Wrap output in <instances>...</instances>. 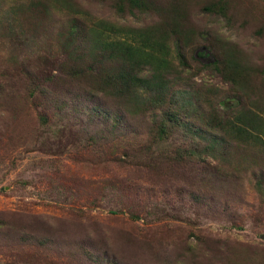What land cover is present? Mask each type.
<instances>
[{
  "label": "trees",
  "instance_id": "trees-1",
  "mask_svg": "<svg viewBox=\"0 0 264 264\" xmlns=\"http://www.w3.org/2000/svg\"><path fill=\"white\" fill-rule=\"evenodd\" d=\"M0 2V40L9 42L4 63L11 68L0 83V113L7 124L20 112L34 113L48 128L52 116L65 118L69 110L67 116L84 115V125L99 127L82 131L75 147H97L110 163L144 170L145 176L170 174L191 184L187 197L195 203L207 194V202L218 200L226 209L240 203L235 196L248 170L254 192L264 196V70L233 43L218 37L207 42L206 36H212L191 20L195 0H111L118 17L155 15L157 21L147 27L103 20L77 0ZM228 7V0H206L199 11L227 18ZM256 13L249 24L257 27L259 37L264 35V9ZM201 42L206 43L203 49ZM207 50L212 60L198 61ZM207 69L232 84L231 98L238 105L215 90L202 95L190 84ZM184 72L190 83L171 77ZM19 78L28 84L21 93L13 86ZM255 79L262 87L257 92ZM147 112L151 126L146 138L130 144L127 138H112L128 128L123 123L128 113ZM179 132L186 137L182 142L173 138ZM138 181L125 178L109 187L133 191ZM124 213L139 219L129 208Z\"/></svg>",
  "mask_w": 264,
  "mask_h": 264
},
{
  "label": "rangeland",
  "instance_id": "rangeland-1",
  "mask_svg": "<svg viewBox=\"0 0 264 264\" xmlns=\"http://www.w3.org/2000/svg\"><path fill=\"white\" fill-rule=\"evenodd\" d=\"M77 1L103 20L134 27L157 21L150 14L118 17L111 0ZM203 3L206 0H195L191 20L212 36H206L207 42L218 37L233 43L264 70V35L258 37L257 27L249 24L264 9V0H228L227 18L200 12ZM8 43L0 40V83L11 70L4 63ZM200 44L202 49L206 46ZM207 52L198 61L212 60L213 53ZM171 77L191 80L186 72ZM191 81L202 95L215 90L221 99L238 103L231 98L232 84L211 70ZM254 85L256 92L262 88L256 79ZM13 86L21 93L28 84L19 78ZM68 111L65 118L52 116L48 128L34 113L20 112L10 125L0 113V264H264V196L254 192L249 170L240 177L235 196L240 203L226 209L218 200L207 202L209 194L195 203L187 197L191 184L170 174L145 176L144 170L110 163L97 147H75L82 131L91 133L99 127L84 125V115L67 116ZM149 116L128 113L123 120L128 128L112 138H127L128 144L146 138ZM173 138L182 142L186 137L179 132ZM125 178L139 180V187L133 191L109 187ZM126 208L139 219L123 215Z\"/></svg>",
  "mask_w": 264,
  "mask_h": 264
}]
</instances>
